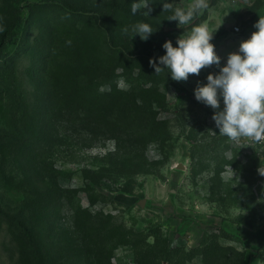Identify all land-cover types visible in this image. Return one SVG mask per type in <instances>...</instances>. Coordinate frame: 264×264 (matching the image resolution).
<instances>
[{
    "label": "rangeland",
    "instance_id": "374dc122",
    "mask_svg": "<svg viewBox=\"0 0 264 264\" xmlns=\"http://www.w3.org/2000/svg\"><path fill=\"white\" fill-rule=\"evenodd\" d=\"M136 2L0 0V35L7 30L0 52V207L16 220L31 215L28 226L40 225L37 236L53 264H137L128 231L151 227L171 246H196L217 234L220 245L251 255L249 264H262L260 162L219 134L212 117L220 108L197 101L194 92L257 31L264 0H207L202 23L216 30L211 43L220 65L171 83L149 61L166 54V41L177 47L194 19L178 25L163 4L187 9L193 0H147L136 15L165 36L146 41L132 34L140 22L128 12ZM108 35L143 61L118 59ZM148 102L158 120H168L162 134L143 131L131 117H119L120 133H99L93 127L97 115L87 111ZM91 188L112 202L88 197ZM28 206L33 212L26 214ZM13 253L4 225L0 264H11Z\"/></svg>",
    "mask_w": 264,
    "mask_h": 264
},
{
    "label": "clouds",
    "instance_id": "9594fccd",
    "mask_svg": "<svg viewBox=\"0 0 264 264\" xmlns=\"http://www.w3.org/2000/svg\"><path fill=\"white\" fill-rule=\"evenodd\" d=\"M148 4L147 0L133 3L132 13L147 8ZM208 7L207 0H193L187 9H173L171 3L163 4L164 11L173 13L168 20L177 21L178 25H189L198 13ZM145 15L148 13L145 12ZM255 28L257 31L241 42L239 52L229 54L226 66L220 69L219 74H209L207 84H198L194 92L197 101L213 109L220 108L222 97L223 110L217 111L212 119L219 134L234 143L242 140L264 142V16H260ZM132 30L145 41L153 33L150 25L142 22L134 25ZM214 32L209 30L206 23H201L192 27L187 35L181 36L177 40V47L171 41L163 44L166 54L159 58V63L170 70L174 81H187L190 75H199L206 67L220 65L221 58L211 43ZM149 63L157 74L164 69L157 66L155 60ZM228 171L234 174L231 167ZM258 172L264 176V170L258 169Z\"/></svg>",
    "mask_w": 264,
    "mask_h": 264
},
{
    "label": "trees",
    "instance_id": "16d2710c",
    "mask_svg": "<svg viewBox=\"0 0 264 264\" xmlns=\"http://www.w3.org/2000/svg\"><path fill=\"white\" fill-rule=\"evenodd\" d=\"M216 2L217 0H212V3ZM128 14L135 21L148 23L146 19L137 16L130 11ZM198 15L199 13L194 18V26L201 24L207 18L206 10H204L200 16ZM136 24L137 23L135 22V24L132 25V29ZM6 31L7 30L2 31L0 35V52L7 35ZM132 34L135 37H139V35H135L136 33H134L133 30ZM151 35L164 39L165 32L156 26ZM108 41V46L111 49L110 52L115 54V56L121 61L127 62L130 65H135L143 61L142 54L135 53L128 49L127 51L122 50L120 46H116L112 43L111 37ZM156 65L161 68L165 67L159 62H156ZM150 67L152 66H149V68ZM159 73L163 74V81L167 83L173 81L169 69L164 68ZM159 97L161 99L164 98L163 95H159ZM148 104L147 107H144L133 103L131 108H125L120 105H110V107H95L94 110L88 109L87 111L89 114L97 115L96 121L93 122V127L99 133L106 132L107 130L112 132V134L120 133L119 130L122 129L119 125V117H131L132 120L139 121L137 123L138 127L143 129V131L149 129V132L151 133H164L168 129V120H158L156 113L150 108L151 103L148 102ZM159 107L160 108L158 109H161V107L164 106L161 105ZM147 111L150 113L149 115H146ZM128 113L131 115L128 116ZM101 167L102 168L99 169H105V166ZM23 197L26 200V197H29V194L25 192ZM88 197L97 200L99 199L102 202H112L109 196L103 193H98L94 188L89 190ZM32 205H35V203ZM32 209L33 208L28 206L26 214L33 212ZM28 217L32 218L31 215L28 214V216L23 215L21 220H16V217L4 213L0 207V230L4 225L7 226L10 236V244L14 245V253L10 258L11 264H53L46 257V251L42 248L39 236H37V231L39 230L40 225L32 224L30 228L28 226L29 222H27ZM128 232H130L129 242L138 253L137 264H189L197 258L202 260V264H249V259L251 257V255L246 257L243 252L237 251L234 248L223 247L219 243V236L213 233L207 234L198 245L188 247L183 244L171 246L168 243L167 237L164 236L160 230H155L154 227L142 231L131 229ZM149 238H152L153 240L150 242ZM261 263L264 264V260H262Z\"/></svg>",
    "mask_w": 264,
    "mask_h": 264
},
{
    "label": "built area",
    "instance_id": "2783aa9c",
    "mask_svg": "<svg viewBox=\"0 0 264 264\" xmlns=\"http://www.w3.org/2000/svg\"><path fill=\"white\" fill-rule=\"evenodd\" d=\"M220 103H221L220 111H222L223 110L222 97H221ZM240 143L244 147H246L247 149L253 152V154L258 158L260 162V169L264 170V142L254 143L248 140H242Z\"/></svg>",
    "mask_w": 264,
    "mask_h": 264
},
{
    "label": "water",
    "instance_id": "95a60500",
    "mask_svg": "<svg viewBox=\"0 0 264 264\" xmlns=\"http://www.w3.org/2000/svg\"><path fill=\"white\" fill-rule=\"evenodd\" d=\"M180 166H178V168H184V165L183 164H179Z\"/></svg>",
    "mask_w": 264,
    "mask_h": 264
}]
</instances>
